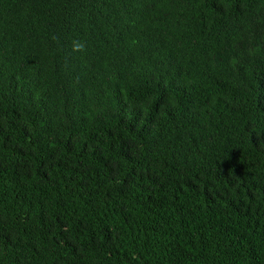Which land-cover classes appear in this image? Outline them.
<instances>
[{"label": "trees", "instance_id": "obj_1", "mask_svg": "<svg viewBox=\"0 0 264 264\" xmlns=\"http://www.w3.org/2000/svg\"><path fill=\"white\" fill-rule=\"evenodd\" d=\"M0 264H264V0H0Z\"/></svg>", "mask_w": 264, "mask_h": 264}, {"label": "clouds", "instance_id": "obj_2", "mask_svg": "<svg viewBox=\"0 0 264 264\" xmlns=\"http://www.w3.org/2000/svg\"><path fill=\"white\" fill-rule=\"evenodd\" d=\"M55 38L56 37H54V39ZM84 51H86V43L85 42L79 41V40L72 41V48H71L72 53L84 52Z\"/></svg>", "mask_w": 264, "mask_h": 264}]
</instances>
